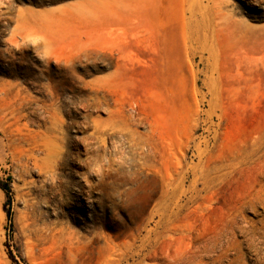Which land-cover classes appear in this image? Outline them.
Instances as JSON below:
<instances>
[{
	"label": "rangeland",
	"instance_id": "rangeland-1",
	"mask_svg": "<svg viewBox=\"0 0 264 264\" xmlns=\"http://www.w3.org/2000/svg\"><path fill=\"white\" fill-rule=\"evenodd\" d=\"M0 264H264V0H0Z\"/></svg>",
	"mask_w": 264,
	"mask_h": 264
},
{
	"label": "bare ground",
	"instance_id": "bare-ground-1",
	"mask_svg": "<svg viewBox=\"0 0 264 264\" xmlns=\"http://www.w3.org/2000/svg\"><path fill=\"white\" fill-rule=\"evenodd\" d=\"M40 37V36H39ZM55 138H57V136H54ZM64 137V136H63ZM60 140V139H59ZM44 146H46V144L44 143ZM99 166V165H98ZM97 168V167H96ZM63 177V176H62ZM62 183V182H61ZM113 199V198H112ZM96 217V216H95Z\"/></svg>",
	"mask_w": 264,
	"mask_h": 264
}]
</instances>
